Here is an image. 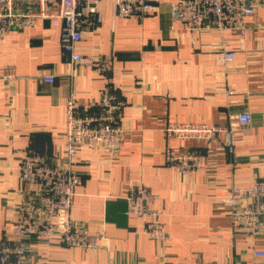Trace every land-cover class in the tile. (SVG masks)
Returning <instances> with one entry per match:
<instances>
[{
  "label": "crops",
  "instance_id": "obj_1",
  "mask_svg": "<svg viewBox=\"0 0 264 264\" xmlns=\"http://www.w3.org/2000/svg\"><path fill=\"white\" fill-rule=\"evenodd\" d=\"M155 1L156 9L141 18L114 17L111 3L104 2L100 24L79 42L83 53L113 59L109 79L71 64L59 22L40 20L0 38V241L13 239L19 202L29 191L20 180L22 153L66 163L67 79L80 102L93 101L107 85L124 101L120 122L126 133L118 154L110 158L82 147L75 167L83 182L75 188L74 216L101 230L100 246L83 249L31 235L25 264H264V256L254 254L264 250V233H235L225 202L232 186L248 185L264 172V2L241 35L190 28L171 18L173 0ZM6 65L13 67L11 80L3 79ZM240 112L251 113L249 124L236 123ZM168 122L231 126L232 133L167 140ZM167 144L204 152L203 166L187 173L171 168ZM130 183L159 194L166 243L127 214L124 192Z\"/></svg>",
  "mask_w": 264,
  "mask_h": 264
},
{
  "label": "built area",
  "instance_id": "obj_2",
  "mask_svg": "<svg viewBox=\"0 0 264 264\" xmlns=\"http://www.w3.org/2000/svg\"><path fill=\"white\" fill-rule=\"evenodd\" d=\"M109 1L114 17L141 18L156 9L155 0H0V38L13 30L34 28L40 20L61 23V46L73 65L92 67L109 79L113 59L107 56H90L79 49L84 34L101 22L103 3ZM264 0H173L170 16L185 22L190 28L230 30L244 35L247 19ZM231 60L234 53L226 51ZM69 76H73L70 72ZM11 65L4 68L3 79L14 78ZM53 82V75L44 76ZM70 93L66 100L64 150L66 163L56 164L47 154L25 150L21 155L20 180L28 185V194L20 200V215L11 228L13 239L0 241V264H25L28 249L27 237L37 235L46 240L57 238L61 242L83 249L100 246L101 230H91L83 220L74 216L75 188L83 182L76 171L80 148L105 153L110 158L120 151L126 130L121 120L124 101L107 85L98 97L80 102L75 97L72 79H67ZM228 92L232 93L229 89ZM238 125L251 121L250 112L235 116ZM166 139H210L221 134L229 136L232 127H219L207 123L168 122L164 128ZM227 149L231 150L230 140ZM166 164L181 173L200 169L206 154L199 150L176 151L165 147ZM89 158L84 162L89 163ZM127 214L141 219L145 232L163 244L168 232L160 221V196L150 187L130 183L124 192ZM230 206L232 228L235 233L258 237L264 233V172L248 185H234L225 199ZM256 256H264L263 249H255ZM108 264H120L110 261ZM197 264H216L212 261Z\"/></svg>",
  "mask_w": 264,
  "mask_h": 264
}]
</instances>
